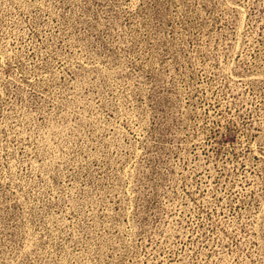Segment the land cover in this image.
<instances>
[{
	"label": "rangeland",
	"instance_id": "obj_1",
	"mask_svg": "<svg viewBox=\"0 0 264 264\" xmlns=\"http://www.w3.org/2000/svg\"><path fill=\"white\" fill-rule=\"evenodd\" d=\"M0 264H264V0H0Z\"/></svg>",
	"mask_w": 264,
	"mask_h": 264
}]
</instances>
